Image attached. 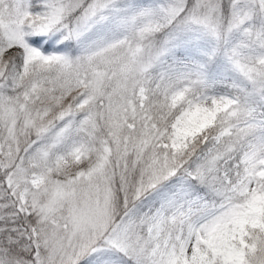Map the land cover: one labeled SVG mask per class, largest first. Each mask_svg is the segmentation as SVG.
Returning <instances> with one entry per match:
<instances>
[{
    "label": "snow or ice",
    "instance_id": "6c2138e0",
    "mask_svg": "<svg viewBox=\"0 0 264 264\" xmlns=\"http://www.w3.org/2000/svg\"><path fill=\"white\" fill-rule=\"evenodd\" d=\"M0 264H264V0H0Z\"/></svg>",
    "mask_w": 264,
    "mask_h": 264
}]
</instances>
